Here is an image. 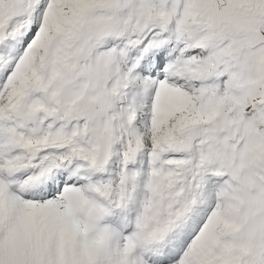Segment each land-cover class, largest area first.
<instances>
[{"label": "snow or ice", "instance_id": "6c2138e0", "mask_svg": "<svg viewBox=\"0 0 264 264\" xmlns=\"http://www.w3.org/2000/svg\"><path fill=\"white\" fill-rule=\"evenodd\" d=\"M0 264H264V0H0Z\"/></svg>", "mask_w": 264, "mask_h": 264}]
</instances>
